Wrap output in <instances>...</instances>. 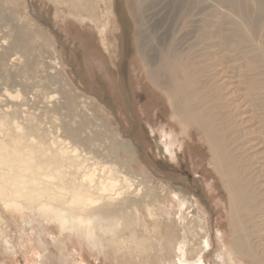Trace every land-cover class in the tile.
<instances>
[{"label": "bare ground", "instance_id": "obj_1", "mask_svg": "<svg viewBox=\"0 0 264 264\" xmlns=\"http://www.w3.org/2000/svg\"><path fill=\"white\" fill-rule=\"evenodd\" d=\"M63 1L70 11H87L92 5L91 0ZM132 1L135 10L146 2L149 8L161 6L166 15L159 21L169 23L160 35L161 48L146 55L149 79L168 89L179 124L193 128L210 149L212 167L230 196L231 249L264 264V0ZM92 6L98 17L99 6ZM113 10L116 17L114 5ZM47 40L51 59L45 67L59 68L54 41ZM104 73L113 75L116 68ZM70 92L64 84L59 96L64 100L52 109L47 101L56 94L47 101L39 98L42 105L37 98L34 104L23 97L10 106L0 97V103L5 101L0 115V237L11 247L4 210L16 211L59 223L60 234L51 238L61 264H88L84 246L90 256L104 255L113 264H207V223L193 214L181 222L184 204L177 203L171 189L155 184L149 173L133 172L131 158H120L121 152L135 157L133 142L119 133L111 138L99 125L75 128L66 119ZM4 95L21 96L8 90ZM87 100L75 102L77 116L87 111ZM177 152L175 139L164 156L173 161ZM162 206L169 213L159 214ZM218 236L223 264H246L235 259L225 233ZM76 239L80 246L71 248ZM35 260L47 264L49 259L42 255Z\"/></svg>", "mask_w": 264, "mask_h": 264}, {"label": "rangeland", "instance_id": "obj_2", "mask_svg": "<svg viewBox=\"0 0 264 264\" xmlns=\"http://www.w3.org/2000/svg\"><path fill=\"white\" fill-rule=\"evenodd\" d=\"M91 1L99 6L98 17L93 16L92 5L87 11L78 12L76 8L70 11L63 0H0V97L12 106L23 97L36 104V98L38 102L47 101V96L56 94V98L47 101V108L52 109L64 100L59 96L67 83L72 92L68 96L71 112L66 119L75 128L81 124L87 129L99 125L107 129V136L113 138L119 133L133 142L135 157L121 152L120 158H131L133 172L149 173L155 184L171 189L177 203L184 204L181 222L193 214L207 223L210 239L203 258L207 264H223L218 232L225 233L231 249L229 193L212 167L208 146L200 142V135L193 128H182L168 89L156 87L148 76L146 55L161 48L160 35L169 23L159 21H164L166 15L161 6L149 8L146 2L138 11L132 0ZM47 37L54 41L59 53V68L45 67L44 62L51 59ZM74 49L77 56L71 51ZM114 68L113 75L104 73L108 70L112 74ZM53 69L58 72L51 73ZM6 90L20 92L21 96L8 98L4 95ZM81 99H88V107L77 116L74 105ZM4 103H0V115ZM50 114L56 115L54 111ZM175 139L178 158L172 161L166 159L164 152ZM162 207L164 211L159 214L169 213L170 209ZM4 213L8 219L5 235L12 244L9 247L0 237V264H36V257L42 255L47 256L49 264L62 263L51 238L60 234L59 223L45 217L32 220L16 211ZM71 242V248L80 246L77 239ZM175 245L180 252L178 243ZM114 250L118 255V250ZM83 254L88 264H113L104 255L90 256L86 246ZM233 254L237 261L254 264L235 251Z\"/></svg>", "mask_w": 264, "mask_h": 264}, {"label": "trees", "instance_id": "obj_3", "mask_svg": "<svg viewBox=\"0 0 264 264\" xmlns=\"http://www.w3.org/2000/svg\"><path fill=\"white\" fill-rule=\"evenodd\" d=\"M74 47H76V46H74ZM71 51H73L74 55L77 56L76 55V52H78L77 49H74V50H71Z\"/></svg>", "mask_w": 264, "mask_h": 264}, {"label": "flooded vegetation", "instance_id": "obj_4", "mask_svg": "<svg viewBox=\"0 0 264 264\" xmlns=\"http://www.w3.org/2000/svg\"><path fill=\"white\" fill-rule=\"evenodd\" d=\"M115 8V7H114Z\"/></svg>", "mask_w": 264, "mask_h": 264}]
</instances>
